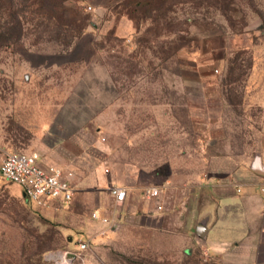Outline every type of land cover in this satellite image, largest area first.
<instances>
[{"label": "rangeland", "instance_id": "374dc122", "mask_svg": "<svg viewBox=\"0 0 264 264\" xmlns=\"http://www.w3.org/2000/svg\"><path fill=\"white\" fill-rule=\"evenodd\" d=\"M36 1L14 17L7 4L22 0H0V167L9 151H37L74 169L76 191L67 206H39L0 177V264H212L173 219L210 157H263L264 0H235L233 28L185 5L172 14L184 40L136 27L119 0H69L66 12ZM74 11L90 25L58 36L53 16L75 23ZM21 13L22 27L12 23ZM168 179L174 187L145 197ZM113 185L130 186L132 211L114 202ZM144 204L163 222L144 219Z\"/></svg>", "mask_w": 264, "mask_h": 264}, {"label": "crops", "instance_id": "0c3cea01", "mask_svg": "<svg viewBox=\"0 0 264 264\" xmlns=\"http://www.w3.org/2000/svg\"><path fill=\"white\" fill-rule=\"evenodd\" d=\"M123 20L133 27L128 17ZM132 31L128 28L119 34L130 37ZM40 154L45 164L60 165L72 171L74 180L75 171L70 165L56 157ZM254 159L212 156L207 160L204 172L190 185L185 184L184 208L180 215L177 213L172 218L176 219V231L189 246L202 249L212 264H264V173L253 168ZM262 165L264 167V154ZM174 182L168 179L166 185L158 186L161 194ZM120 186L126 187L128 195L119 206H129L132 211L130 205H126L130 186ZM144 206L147 211L141 215L144 219H151L156 224L163 222L155 204L149 205L150 209H146V204Z\"/></svg>", "mask_w": 264, "mask_h": 264}, {"label": "trees", "instance_id": "16d2710c", "mask_svg": "<svg viewBox=\"0 0 264 264\" xmlns=\"http://www.w3.org/2000/svg\"><path fill=\"white\" fill-rule=\"evenodd\" d=\"M26 1L27 0H22V4L19 5L20 7L16 8H13L14 6L12 4H7L8 7H6V9L9 11L10 15H14L15 17L16 12H25L28 10V8H30V4H28ZM68 1L69 0H50V2L53 3L52 5H54L53 7L59 6L62 10H64V12L67 11L65 6ZM36 4L41 7L43 3L39 0L36 1ZM118 4L119 8L122 7V11H118V13H124L129 16V18L134 21L136 27L139 28L141 25L149 23V25L152 26L149 29L151 30V28H154L156 36L166 33H178L180 40H184L185 36L180 33V31H182L180 28V21L172 14H177L180 10L184 9L185 5H188L192 9V13L195 12V14L200 15H204V13L199 10L200 8H211L213 11L219 12L222 16H224L232 28L237 25V22L233 17L235 14L240 12L238 9L239 6L235 0H119ZM207 12L209 11L206 9L205 13L207 14ZM44 14L45 13H42V15ZM73 16L75 23L69 21L64 22L59 16L54 15L53 31L57 32L58 36H68L69 38L71 37L73 39H76L84 34L87 26L91 23L89 16H85L78 11H74ZM49 17L52 16L49 15ZM190 18V16L187 17V19ZM24 22L25 20L23 13H21L16 17L15 20L12 21L14 25L21 27L22 25L24 26ZM112 34L114 37H118L115 35V33ZM0 35L5 36L4 32H0ZM69 42L66 44H70ZM182 46L184 45H181L180 47ZM71 48L73 49L74 47L71 46ZM176 50H178V48ZM24 199L26 203H30L26 198Z\"/></svg>", "mask_w": 264, "mask_h": 264}, {"label": "built area", "instance_id": "2783aa9c", "mask_svg": "<svg viewBox=\"0 0 264 264\" xmlns=\"http://www.w3.org/2000/svg\"><path fill=\"white\" fill-rule=\"evenodd\" d=\"M89 9L92 6L88 7ZM73 172L64 169L60 165L45 164L43 156L37 152H24L13 150L7 152L0 167V177L19 183L25 192V198L30 203L39 206H49L59 209L60 206H67L73 199L76 191L72 180ZM111 194L116 204H122L128 195L126 187L113 185ZM145 197L148 199L158 198L161 189L157 186H150L144 190ZM100 218L97 212L92 215ZM104 218L103 221H107ZM91 238L78 242V249L83 251L89 248ZM71 251H67L69 261L73 260L70 256ZM77 256L76 253H73Z\"/></svg>", "mask_w": 264, "mask_h": 264}, {"label": "water", "instance_id": "95a60500", "mask_svg": "<svg viewBox=\"0 0 264 264\" xmlns=\"http://www.w3.org/2000/svg\"><path fill=\"white\" fill-rule=\"evenodd\" d=\"M253 168L258 170L260 173H264V167L262 165V156L260 154H257L255 156V159H254V162H253ZM22 194L25 196V192L24 191L22 192Z\"/></svg>", "mask_w": 264, "mask_h": 264}, {"label": "bare ground", "instance_id": "6f19581e", "mask_svg": "<svg viewBox=\"0 0 264 264\" xmlns=\"http://www.w3.org/2000/svg\"><path fill=\"white\" fill-rule=\"evenodd\" d=\"M54 255V254H53ZM60 257H61V260L63 261V262H69V263H71V261H69V260H67L66 259V256H65V254H61V255H59ZM53 257V256H52ZM72 264V263H71Z\"/></svg>", "mask_w": 264, "mask_h": 264}]
</instances>
